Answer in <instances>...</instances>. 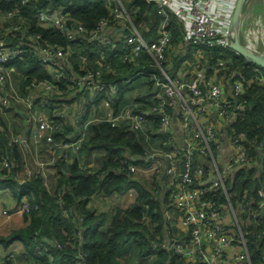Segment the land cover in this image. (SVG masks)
Here are the masks:
<instances>
[{
    "label": "built area",
    "instance_id": "1",
    "mask_svg": "<svg viewBox=\"0 0 264 264\" xmlns=\"http://www.w3.org/2000/svg\"><path fill=\"white\" fill-rule=\"evenodd\" d=\"M28 1L21 0V3ZM147 1L153 4V13L160 18L152 28L155 33L152 40H147L132 22L136 10L128 9L121 0H110L107 15L99 17L97 24L90 28L79 19L68 25L70 6L52 2L44 7L28 8L23 14L2 12L4 17L17 16L23 22L18 21L9 31L0 34V114L8 117L9 109L18 110L11 104L10 98H14L23 107L25 127L15 134L6 131L0 123V130L4 131L9 147L25 146L29 158L47 151L68 160L69 152L83 157L81 143L90 126L97 123L121 128L124 123H120L126 122L128 125L123 130L133 133L146 156L140 159L125 150L118 171L158 174L162 188L170 193L165 206L185 228L183 237L169 232L165 240L152 242L153 248L164 249L189 264H252L239 225L244 206L233 208L227 196L229 175L239 164L252 158L236 139H229L228 127L243 112L240 97L249 82L264 83V67L244 57L255 71L253 78L244 82L240 70L230 65L238 54L230 45L238 40L239 34L241 17L236 23L232 21L237 0ZM172 16L183 31L180 50L173 53L174 66L167 60L173 37L169 27ZM31 25L57 29L70 43L62 46L43 41L41 34L25 30ZM22 28L21 41L28 49L13 46L11 42L12 32ZM83 43L87 44L85 52L80 48ZM214 52L222 57L216 61L217 69L211 74L207 73V68ZM92 53L98 57L91 62ZM27 54H32L31 58L38 65L50 70V79L32 81L28 86L30 92L19 96L11 86L10 71L14 60ZM141 56L150 58L157 72L146 66L126 79H106L105 74L112 70L114 59L134 64ZM76 58L83 64L99 62L100 67L76 72ZM218 71L229 72L228 82L217 79ZM146 77L152 80V89L142 100L121 90L133 87L136 79ZM58 84H64L68 91L60 93ZM145 104L148 107L141 109ZM154 117H158L159 122L156 132L165 137L158 146L146 142L143 137ZM63 126L69 130L64 139L56 140L55 134ZM90 154L102 156L103 151L92 149ZM42 163L38 162L40 169ZM8 164L5 160L3 166ZM258 168L261 175L259 169L255 174L261 176L260 198L255 202L253 216H261L260 208L264 204V169L259 164ZM41 176L45 185L48 177L44 172ZM23 180L18 179L19 182ZM135 182L121 193L102 197L130 200L137 187ZM217 189L227 198L220 207L202 196ZM29 208L30 202L23 196L2 213L20 215ZM228 212L230 219L225 222L222 218Z\"/></svg>",
    "mask_w": 264,
    "mask_h": 264
},
{
    "label": "trees",
    "instance_id": "2",
    "mask_svg": "<svg viewBox=\"0 0 264 264\" xmlns=\"http://www.w3.org/2000/svg\"><path fill=\"white\" fill-rule=\"evenodd\" d=\"M109 1L29 0L23 4L21 0H0V12L23 14L28 8L37 5L40 8L52 2L70 6L68 25L79 19L90 28L97 24L99 17L107 15ZM121 1L128 9L136 10L132 14V22L143 32L147 40H152L155 36L152 28L160 21L153 13V4L147 0ZM169 27L173 37L167 52V60L174 66L176 60L173 53L180 50L178 47L183 31L173 16L169 21ZM25 30L41 34L43 41L55 42L62 46L70 43L57 29L31 25L25 27ZM22 33L23 28L12 32L14 38L11 42L13 46L28 49L21 41ZM86 47L87 44L83 43L80 48L85 52ZM90 56L91 62L98 57L95 53ZM31 57L32 54H27L16 58L10 71L11 86L19 96L30 92L28 86L32 81L50 79V70L38 65ZM221 57L214 52L209 59L207 73L212 74L217 69L216 61ZM82 62L80 58L74 60L76 72L100 67L99 62L95 64ZM230 65L240 70L241 80L244 82L252 79L255 74L254 67L248 66L245 58L239 53L234 56ZM146 66L157 72L155 63L147 56L139 57L134 64L114 59L112 70L106 73L105 77L112 81L126 79L131 73ZM216 73L217 79L224 82L230 77L228 71ZM249 83L240 97L244 105L243 112L229 125L228 137L230 140L236 139L252 160L239 164L229 175L227 196L233 208L244 206L239 225L246 238L251 263L264 264V217L252 214L255 202L260 198L261 176L255 174L259 169L258 164L262 170L264 169V83L259 84L252 80ZM151 86L152 80L146 77L136 79L133 87L121 90L129 92L130 97L135 94L136 100H142L152 89ZM57 90L60 93L68 91L64 84H58ZM10 101L18 110L9 109L8 117L0 114V123L6 131L16 134L22 128L23 107L12 97ZM147 107L148 104H145L140 108ZM120 124L121 128H110L97 123L90 126L80 150L86 153L92 149L102 150L103 155L99 158L100 168L92 172L85 170L81 168L80 161H84L88 154L83 153V157L74 156L69 164L62 162L58 166V176L49 190L45 187L41 174L29 179L25 177L23 182L18 181L22 167L20 146L9 147L4 131L0 130V189H9L16 202L23 196L30 202L29 211L21 214L27 224L5 236L0 235L1 264H122L117 255L129 242L136 250V257H149V264H189L164 249L155 250L151 247L152 242H161L170 236L168 231L165 232L168 222L164 216V210L167 209L165 204L169 202L170 193L169 190L162 188L158 174L144 175L118 171L120 158L126 151L140 159L146 156L142 144L135 140L133 133L123 130L128 124L126 122ZM158 125V117H154L143 134L145 141L155 146L165 139L156 132ZM68 130V127L63 126L62 130L55 134V139H64ZM5 160L9 162L6 167L3 166ZM204 169L207 170L206 165ZM260 172L261 170L259 174ZM134 182L137 184L139 194L129 207L120 208L112 205L109 210L101 212L88 206L95 195L111 196L113 193H121ZM202 196L212 199L218 207L227 201L220 189L203 193ZM18 239L24 244V249L20 252L8 249L12 242Z\"/></svg>",
    "mask_w": 264,
    "mask_h": 264
},
{
    "label": "crops",
    "instance_id": "3",
    "mask_svg": "<svg viewBox=\"0 0 264 264\" xmlns=\"http://www.w3.org/2000/svg\"><path fill=\"white\" fill-rule=\"evenodd\" d=\"M24 127H25V124L23 123L22 128H24ZM26 127H28V126H26ZM22 128H20V131L22 130ZM28 138H29V136H28ZM20 150H21L20 156H21V162H22L21 166L22 167L20 168L19 174H22L28 168H31L32 171L29 173L28 176L25 175L27 177V179H29L31 177H36V174H41V173L43 174V172L45 173L44 170L40 171L39 166L36 167V166L31 164L30 159H29V155L27 153L28 150L25 146H20ZM95 150L100 151L97 149H95ZM224 150H225V148H224ZM226 150L228 151V148H226ZM85 154L86 155L88 154V156L87 157L85 156L84 161L80 162L81 168H84L85 170H88L91 172H92V170L99 169L101 166L100 162H99L100 161L99 158H101V156L92 157V155L90 154V151H89V153H86V151H85L84 155ZM73 158H74V156H73L72 152H70V158L66 161H63L62 159H59L57 157H56V159H54L55 164L52 166L51 169L53 170L52 173H54L53 177L55 179L58 176V174H57L58 166H59L58 164H61L62 162L69 164L70 162H72ZM91 158H97L95 168H91V164H90L92 162ZM134 196H133L132 202L128 203L129 202L128 199H124V198L120 199V198H116L115 196H113L112 199L108 200V199H104L102 197V194L101 195L98 194V195H95L94 198L93 197L91 198V201L89 203V207L94 208V209L101 211V212L109 210V207L112 205H115V206L120 207V208H126V207H129L134 202L137 195L135 197ZM14 202H16L15 197L9 189H7V188L0 189V235H2V236H5V235L9 234L12 230L21 228L27 224L26 219L23 215H20V216L8 215L7 216V215L2 213V210L4 208H6L7 205H11ZM120 203H122V204L128 203V204L125 206H122ZM260 214H261V216L264 217V204L260 208ZM164 216L168 222V228H166L165 232L168 231V232L177 234L178 236L180 235L182 237L186 234L185 228H183L180 225V223L178 222V220L176 218V215L172 211H170L169 209L164 210ZM222 219L225 222H227V221L229 222L230 213L229 212L226 213V215L223 216ZM130 243L131 242H129L124 247V249H122L118 252V255H117L118 260L122 264H129L125 260L122 259V257L124 259L127 258V256H128L127 252L129 250L133 251L130 253H133V256H135V258H133V261L130 264H144L146 259L149 260V257H147V256L142 257V258H137L136 257V250L134 247L132 248V244H130ZM151 247H153L152 243H151ZM8 249L14 250V251L17 250L20 252L22 249H24V244L22 243L21 240L18 239V240H15L14 242H12V244L8 247ZM0 264H1V258H0Z\"/></svg>",
    "mask_w": 264,
    "mask_h": 264
},
{
    "label": "rangeland",
    "instance_id": "4",
    "mask_svg": "<svg viewBox=\"0 0 264 264\" xmlns=\"http://www.w3.org/2000/svg\"><path fill=\"white\" fill-rule=\"evenodd\" d=\"M240 17L241 20L238 34L239 42L244 45V47H246L247 49L264 57V0H244ZM18 21L20 20L17 18V16L4 17L2 15V12H0V34H2L4 30L9 31L11 28H13V26L17 25ZM29 159L31 164L36 167L40 166L38 165L39 161H43V166L40 171H45V175H47L48 177L45 186L50 188V186L53 185L55 179L53 177L54 173H52L53 170L51 169L52 166L55 164V155H51L46 151L43 155H32ZM96 160L97 158H92L91 168L96 167ZM31 171L32 169L28 168L22 174H19L18 179H24L26 176H28ZM138 194L139 190L136 187L133 196H136ZM133 196L128 203L132 202ZM128 203L120 204L122 206H125ZM130 252L133 251L129 250L127 252L128 256L126 259L122 257V259L129 264L133 261V258H135V256H133V253ZM144 264H149V260L146 259Z\"/></svg>",
    "mask_w": 264,
    "mask_h": 264
},
{
    "label": "water",
    "instance_id": "5",
    "mask_svg": "<svg viewBox=\"0 0 264 264\" xmlns=\"http://www.w3.org/2000/svg\"><path fill=\"white\" fill-rule=\"evenodd\" d=\"M243 1L244 0H237V2L235 4L233 15H232V21L234 23H236L237 20L240 19L242 7H243ZM230 45L233 49H235L243 57H247L251 61H253L255 63H259L260 65H262L264 67V57L257 54V53L250 52L249 49L244 47V45H242L239 42V38H238V40L232 42ZM233 101L236 103V99H234Z\"/></svg>",
    "mask_w": 264,
    "mask_h": 264
}]
</instances>
